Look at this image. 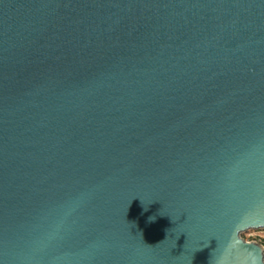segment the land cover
<instances>
[{
    "label": "water",
    "instance_id": "1",
    "mask_svg": "<svg viewBox=\"0 0 264 264\" xmlns=\"http://www.w3.org/2000/svg\"><path fill=\"white\" fill-rule=\"evenodd\" d=\"M264 0H0V264H264Z\"/></svg>",
    "mask_w": 264,
    "mask_h": 264
},
{
    "label": "rangeland",
    "instance_id": "2",
    "mask_svg": "<svg viewBox=\"0 0 264 264\" xmlns=\"http://www.w3.org/2000/svg\"><path fill=\"white\" fill-rule=\"evenodd\" d=\"M242 236L246 240H256L261 242V239L264 238V229H250L247 231H244L242 233Z\"/></svg>",
    "mask_w": 264,
    "mask_h": 264
},
{
    "label": "clouds",
    "instance_id": "3",
    "mask_svg": "<svg viewBox=\"0 0 264 264\" xmlns=\"http://www.w3.org/2000/svg\"><path fill=\"white\" fill-rule=\"evenodd\" d=\"M253 264H259V261L256 260V259H254V260H253Z\"/></svg>",
    "mask_w": 264,
    "mask_h": 264
},
{
    "label": "trees",
    "instance_id": "4",
    "mask_svg": "<svg viewBox=\"0 0 264 264\" xmlns=\"http://www.w3.org/2000/svg\"><path fill=\"white\" fill-rule=\"evenodd\" d=\"M261 242L264 244V238H263V239H261Z\"/></svg>",
    "mask_w": 264,
    "mask_h": 264
}]
</instances>
